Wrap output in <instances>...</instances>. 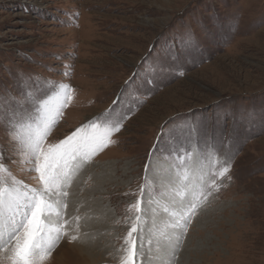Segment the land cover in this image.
<instances>
[{
	"label": "rangeland",
	"instance_id": "374dc122",
	"mask_svg": "<svg viewBox=\"0 0 264 264\" xmlns=\"http://www.w3.org/2000/svg\"><path fill=\"white\" fill-rule=\"evenodd\" d=\"M56 83L73 89L67 107L50 91ZM29 89L52 97L45 145L85 125L91 134L106 112L127 117L71 189L67 212L84 218L81 228L56 240L44 264H120L142 184L136 264H148L149 241L155 251L173 231L155 165L166 171L185 152L194 179L229 167L174 264H264V0H0V146L17 161L11 174L37 186L4 123Z\"/></svg>",
	"mask_w": 264,
	"mask_h": 264
},
{
	"label": "snow or ice",
	"instance_id": "6c2138e0",
	"mask_svg": "<svg viewBox=\"0 0 264 264\" xmlns=\"http://www.w3.org/2000/svg\"><path fill=\"white\" fill-rule=\"evenodd\" d=\"M50 91L55 94L60 108L67 107L73 91L69 85L56 83L51 85ZM30 92L31 89L22 92L24 103L5 113L4 123L9 141L15 146L14 151L20 150L27 157L24 162L29 167L25 170L36 173L33 179L37 186H29L11 174L7 163L17 161L7 156L4 147L0 146V264H44L56 240L69 236L73 224L77 229L81 228L84 218L71 216L67 212L71 189L80 172L93 163L96 153L113 143L111 135L120 131L121 121L127 118L117 115L113 119L109 111L103 114V126L91 125L94 129L91 134L86 132L88 126L85 125L64 139L45 145L48 129L54 122L49 108L52 97L41 96L38 92L30 96ZM14 103L20 104L19 101ZM112 103L116 105L119 100ZM55 115H62L60 109L56 110ZM25 126L29 132L26 137L20 134ZM214 154L209 152L206 157L210 168L214 167ZM191 156L192 153L188 152L183 156L177 153L176 160L168 164L166 171L161 169L159 162L155 165L152 183L166 194L161 196L164 203L160 211L168 217L166 228L173 231L171 234L161 233L162 239L156 241L155 251L151 247L152 241H149L148 253H144L148 257V264H153L149 254L157 257V264H174L182 233H187L192 218L207 200L205 192L210 195L209 189H218L217 176L223 177L228 171L227 165L218 173L211 170L204 173L201 170V175L194 179L185 166ZM150 167V164L145 165L146 173ZM139 192L140 196L135 202L128 205V211L135 214V221L123 237L125 247L120 264H136V257L144 248L139 236L143 231L139 222L145 212L142 208L145 185H140ZM77 238L76 235L70 236L71 241Z\"/></svg>",
	"mask_w": 264,
	"mask_h": 264
}]
</instances>
